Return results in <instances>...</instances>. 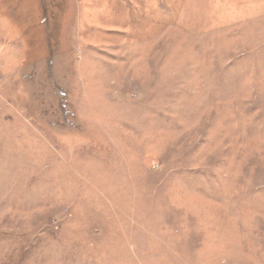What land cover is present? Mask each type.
Wrapping results in <instances>:
<instances>
[{"label":"rangeland","instance_id":"obj_1","mask_svg":"<svg viewBox=\"0 0 264 264\" xmlns=\"http://www.w3.org/2000/svg\"><path fill=\"white\" fill-rule=\"evenodd\" d=\"M0 264H264V0H0Z\"/></svg>","mask_w":264,"mask_h":264}]
</instances>
